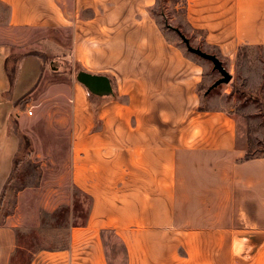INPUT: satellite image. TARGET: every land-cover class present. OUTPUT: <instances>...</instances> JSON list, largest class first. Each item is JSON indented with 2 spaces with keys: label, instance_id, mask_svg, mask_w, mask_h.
I'll list each match as a JSON object with an SVG mask.
<instances>
[{
  "label": "crops",
  "instance_id": "obj_1",
  "mask_svg": "<svg viewBox=\"0 0 264 264\" xmlns=\"http://www.w3.org/2000/svg\"><path fill=\"white\" fill-rule=\"evenodd\" d=\"M155 1L0 0L10 39L0 43V182L16 153L12 122L47 63L16 58L15 31L69 28L74 65L107 75L114 90L97 95L79 80L71 88L72 179L90 211L65 247L38 249L31 264H264V156L246 159L235 118L201 107L200 67L167 41ZM193 15L225 54L264 45V0H194ZM89 40L98 42L90 55ZM13 219L0 223V264L16 250ZM109 231L123 246L120 263Z\"/></svg>",
  "mask_w": 264,
  "mask_h": 264
},
{
  "label": "rangeland",
  "instance_id": "obj_2",
  "mask_svg": "<svg viewBox=\"0 0 264 264\" xmlns=\"http://www.w3.org/2000/svg\"><path fill=\"white\" fill-rule=\"evenodd\" d=\"M193 2L156 0L151 14L167 41L200 67L197 92L204 98L201 107L222 109L232 115L245 156H264V45L249 44L225 54L221 47L207 41L197 15L189 16ZM6 11L0 6V43L10 40L2 36L7 34ZM169 25L179 28L192 46L217 55L232 75L230 81L206 94L221 73L212 61L191 52ZM13 37L10 48L16 58L35 54L47 62L33 92L20 105L22 114L12 122L9 135L16 140L17 148L13 166L0 182V223L12 215L17 225V246L10 264H31L38 249L68 244L71 226L85 224L91 199L72 179L71 88L80 72L71 57L72 32L69 28L27 27L19 28ZM12 68L14 64H9L10 71ZM105 238L110 257L120 263L124 255L121 242L111 231Z\"/></svg>",
  "mask_w": 264,
  "mask_h": 264
},
{
  "label": "water",
  "instance_id": "obj_3",
  "mask_svg": "<svg viewBox=\"0 0 264 264\" xmlns=\"http://www.w3.org/2000/svg\"><path fill=\"white\" fill-rule=\"evenodd\" d=\"M170 27H173L169 25ZM174 30H176L183 41L186 43L188 49L210 61L214 64V69L218 70L221 73V77L216 80L209 88L206 90V94H208L212 89L217 87L219 84L224 82H229L232 78V75L227 71L225 68L223 61L215 54L208 53L204 50H202L199 47H194L191 45L189 38L181 32V30L177 27H173ZM78 80L83 83L92 93L97 95H110L113 94V86L110 78L107 75L104 74H94L88 71H80L78 74Z\"/></svg>",
  "mask_w": 264,
  "mask_h": 264
},
{
  "label": "clouds",
  "instance_id": "obj_4",
  "mask_svg": "<svg viewBox=\"0 0 264 264\" xmlns=\"http://www.w3.org/2000/svg\"><path fill=\"white\" fill-rule=\"evenodd\" d=\"M98 46V42L95 40H89L84 43V50L87 54H91V49Z\"/></svg>",
  "mask_w": 264,
  "mask_h": 264
},
{
  "label": "trees",
  "instance_id": "obj_5",
  "mask_svg": "<svg viewBox=\"0 0 264 264\" xmlns=\"http://www.w3.org/2000/svg\"><path fill=\"white\" fill-rule=\"evenodd\" d=\"M244 46H249V44H247V45H246V44H242V45L239 46V48L241 49V48H243ZM261 46H262V44L257 45V47H261ZM251 157H252L251 155H246V156H245L246 159H250Z\"/></svg>",
  "mask_w": 264,
  "mask_h": 264
},
{
  "label": "built area",
  "instance_id": "obj_6",
  "mask_svg": "<svg viewBox=\"0 0 264 264\" xmlns=\"http://www.w3.org/2000/svg\"><path fill=\"white\" fill-rule=\"evenodd\" d=\"M28 113L29 114H33V110L32 109H29Z\"/></svg>",
  "mask_w": 264,
  "mask_h": 264
}]
</instances>
